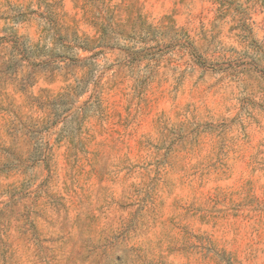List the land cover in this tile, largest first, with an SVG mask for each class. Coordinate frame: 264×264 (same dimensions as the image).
<instances>
[{"label": "rangeland", "instance_id": "374dc122", "mask_svg": "<svg viewBox=\"0 0 264 264\" xmlns=\"http://www.w3.org/2000/svg\"><path fill=\"white\" fill-rule=\"evenodd\" d=\"M0 264H264V0H0Z\"/></svg>", "mask_w": 264, "mask_h": 264}]
</instances>
